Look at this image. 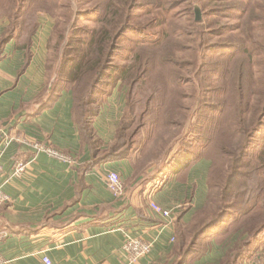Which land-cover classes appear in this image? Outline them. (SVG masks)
<instances>
[{
	"label": "rangeland",
	"instance_id": "1",
	"mask_svg": "<svg viewBox=\"0 0 264 264\" xmlns=\"http://www.w3.org/2000/svg\"><path fill=\"white\" fill-rule=\"evenodd\" d=\"M237 1L232 8V0H134L128 10L130 0H0V24L16 17L18 34L33 26L41 37L50 32L45 93L62 79L70 87L61 63L81 55L92 35L125 24L110 39L95 116L111 106L117 117L123 111L115 143L135 146L154 175L182 152L205 149L207 198L181 238L223 220L219 232L236 240L240 264H264V113L247 142L264 99V0Z\"/></svg>",
	"mask_w": 264,
	"mask_h": 264
},
{
	"label": "crops",
	"instance_id": "2",
	"mask_svg": "<svg viewBox=\"0 0 264 264\" xmlns=\"http://www.w3.org/2000/svg\"><path fill=\"white\" fill-rule=\"evenodd\" d=\"M11 25L10 19L0 24V186L10 200L0 207L5 264H42L43 257L52 264H128L122 250L127 238L152 243L135 264H240V258L227 257L236 240L200 238L201 253L179 244L180 229L191 227L206 201L209 161L200 157L187 166L169 163L163 174L154 175L152 166L142 168L136 148L108 157L123 115L120 111L117 117L112 106L91 120L92 149L76 121L70 90L44 91L50 32L45 37L43 30L41 37L38 27L27 44V34H18L16 24ZM3 135L49 144L70 162L34 153L15 141L3 145ZM17 159L31 164L25 176L11 178ZM109 171L123 180V198L107 189ZM150 202L173 210L174 222L152 214Z\"/></svg>",
	"mask_w": 264,
	"mask_h": 264
},
{
	"label": "trees",
	"instance_id": "3",
	"mask_svg": "<svg viewBox=\"0 0 264 264\" xmlns=\"http://www.w3.org/2000/svg\"><path fill=\"white\" fill-rule=\"evenodd\" d=\"M130 1L131 3H130L128 10H130V8L136 5L134 0H130ZM237 4H238L237 0H232L229 6H231L232 8H235ZM128 10H127V13H128ZM243 11H244V8H243ZM14 21L15 20L12 21L11 28L12 26L16 24V22ZM123 27H125V24H123V26L122 25L120 26V24L119 26H117V23H115L112 26L110 31L106 30L103 32L104 34L100 32L101 34H99V39L98 37L95 39V36L92 35L90 37L88 44L86 45L87 46L86 49L81 51L82 52L81 55L78 56V54H76L75 56H73V58L71 59L67 58V60L62 61L61 63L62 72L67 68L70 71L67 79H65V83H67L70 87H67L65 84L63 85L64 82L62 79L60 83L56 85L54 84L50 91V93L55 94L61 88H67L73 94L74 102H75L74 115H75L76 121L79 125L80 131H81V134L84 140L88 142V144L92 147V149L94 148L95 143H94V138H93L92 129H91V120L97 113V110L94 108V105H93L94 101L92 97L96 93L95 91L96 89H98V85L105 78V75H106L105 73L108 67V64H106V61L108 59V56L111 55L112 50L115 49L114 43L110 44V39L113 38V40H116V38L120 36V33L123 31L122 30ZM20 28L24 30L26 26L25 27L23 26ZM34 31H35V27L33 26V28L30 31H28V33H26L27 35L25 34L27 36L26 37L27 38L26 40L28 42L27 44H29V38H28L29 35L33 34ZM91 55L94 56L93 60H91L90 58ZM86 56L88 57V59ZM79 89H81L80 93L78 91ZM225 93L227 95L231 94V92H227V90H225ZM258 109H259L258 110L259 115L257 114L258 116H256L255 118V122H254L255 127L253 128V131L251 132V134L249 133V137L250 135H253V136L248 138L247 142L252 138H256L257 136L258 126L262 123L261 116L264 113V99L261 101V106ZM242 132H244L245 134L248 133V131L246 132L245 128H243ZM120 145L118 143L117 144L115 143L113 149L107 156L112 157V158H115L118 156H124L128 154L130 150L136 148L135 146L134 147L129 146L127 147L126 150H123L122 149L123 145L122 144ZM207 153L208 152H206L205 149L200 150L196 152L195 154H193L192 152H188V151L184 153L182 152L179 156L176 157L175 160L171 161V164L180 163L183 166L184 165L187 166L189 163H194L195 161H197L200 157L206 158L207 160H209ZM220 222H223V220L222 221L215 220L210 225L205 226L204 228L199 229L198 231H194L195 234L190 239H187V240L182 239L181 233L183 231L185 232L190 231V230L193 231V228H195L194 226L195 219H194V222L191 225V227L185 228L183 231L180 229V232H181L180 240H179L180 247H183V248L185 247L187 248V250L189 249L188 252L193 251L192 253H201V249H203L204 246L198 243L200 242V238L205 239L206 237L208 238L215 237V238H219L220 240H223V242L228 240V236L226 237L224 235L226 231L222 230L221 232H219ZM186 241H189V244H185ZM232 257L234 258L235 261L238 258H240L241 260V256L238 252L233 253L232 251L231 258ZM230 264H232V262ZM234 264H236V262H234Z\"/></svg>",
	"mask_w": 264,
	"mask_h": 264
},
{
	"label": "built area",
	"instance_id": "4",
	"mask_svg": "<svg viewBox=\"0 0 264 264\" xmlns=\"http://www.w3.org/2000/svg\"><path fill=\"white\" fill-rule=\"evenodd\" d=\"M3 145H8L9 143L15 141L20 144H24L29 146L34 153L41 152L49 156L50 158L62 161V162H70V157L63 154L62 152L56 150L49 144H42L39 142H30L26 139H21L18 137H10V136H2ZM31 162L28 160L17 159L14 160L11 165V178H22L28 173L29 166ZM3 169L0 165V178H3ZM105 184L109 192L115 196L116 198H123L125 195V185L120 175L117 172L109 171L106 173L104 178ZM6 183V182H5ZM9 197L3 192L0 186V207L4 204L8 203ZM149 210L155 216L166 220L168 223L172 224L174 222L173 210H165L160 207L155 202L149 203ZM152 249V243L149 241H145L139 238H127L122 246L123 252L127 256L128 264H135L140 258L147 255ZM0 264H5V260L0 255ZM42 264H52L51 261L47 257L42 258Z\"/></svg>",
	"mask_w": 264,
	"mask_h": 264
},
{
	"label": "water",
	"instance_id": "5",
	"mask_svg": "<svg viewBox=\"0 0 264 264\" xmlns=\"http://www.w3.org/2000/svg\"><path fill=\"white\" fill-rule=\"evenodd\" d=\"M195 14H196V21H200V16H199L198 9H195Z\"/></svg>",
	"mask_w": 264,
	"mask_h": 264
}]
</instances>
